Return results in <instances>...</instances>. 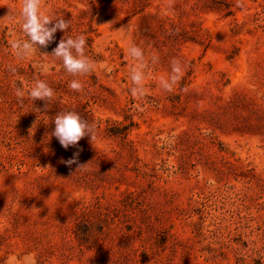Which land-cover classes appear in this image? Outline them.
<instances>
[{
	"label": "rangeland",
	"instance_id": "1",
	"mask_svg": "<svg viewBox=\"0 0 264 264\" xmlns=\"http://www.w3.org/2000/svg\"><path fill=\"white\" fill-rule=\"evenodd\" d=\"M40 8L69 27L25 53L22 0H0V264H264V0ZM80 35L94 69L73 77L52 52ZM38 81L51 100L30 97ZM68 111L94 145L50 136ZM77 151L91 163L74 174L61 161Z\"/></svg>",
	"mask_w": 264,
	"mask_h": 264
},
{
	"label": "clouds",
	"instance_id": "2",
	"mask_svg": "<svg viewBox=\"0 0 264 264\" xmlns=\"http://www.w3.org/2000/svg\"><path fill=\"white\" fill-rule=\"evenodd\" d=\"M40 5L41 0H22V16L25 21L22 27L24 33H26L29 38V42H25L22 45L25 53L34 51L37 45L42 48H47L49 43L54 40V35L58 30L63 32L69 27L70 22H66L63 19L52 24L50 18L41 11ZM124 30V28L120 29V31ZM85 44V37L80 35L75 39H61L57 47L53 49L52 55L62 60L67 73L71 74L73 77L86 75L94 69V63L90 62L84 55ZM13 47L20 48L21 45L14 44ZM130 54L137 60H142L144 55L143 51L135 46L130 49ZM171 64L172 75L170 77V82L168 80L162 81L163 87L167 91L172 90V86L178 81L182 72L180 60L172 58ZM143 79L144 73L133 69L131 80L137 87L131 89V95H144L143 88L140 87ZM69 88L76 92H83L84 90L83 84L77 79H73L69 83ZM17 95H21V93L18 91ZM53 96V89L43 81H38L30 91V97L34 100H51ZM37 122L38 121L29 129L30 133H32L33 129L36 127ZM53 123L55 127L54 130L51 131L50 136L55 137L65 150H68L69 147H77L79 142L85 137L89 138V142L92 145H94V142L97 140V135L94 132V125H90L87 121L83 120L75 111L58 114ZM48 135L49 134L46 133V137H48ZM78 158L79 151L75 152L72 158L66 161L62 160L61 162L65 163L69 168L75 164V174L86 169L91 163H79ZM25 259L27 260V257ZM5 264H8V262L5 261Z\"/></svg>",
	"mask_w": 264,
	"mask_h": 264
}]
</instances>
